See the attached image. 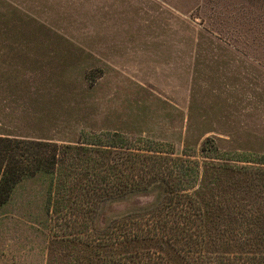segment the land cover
I'll return each mask as SVG.
<instances>
[{"label": "rangeland", "instance_id": "rangeland-1", "mask_svg": "<svg viewBox=\"0 0 264 264\" xmlns=\"http://www.w3.org/2000/svg\"><path fill=\"white\" fill-rule=\"evenodd\" d=\"M0 70V137L61 148L0 208V264H264V0H0ZM110 134L198 163L192 241L139 227L185 220L159 178L96 197Z\"/></svg>", "mask_w": 264, "mask_h": 264}, {"label": "trees", "instance_id": "trees-1", "mask_svg": "<svg viewBox=\"0 0 264 264\" xmlns=\"http://www.w3.org/2000/svg\"><path fill=\"white\" fill-rule=\"evenodd\" d=\"M111 138H117L120 142L110 143V171L101 170L92 176L96 197H123L142 190L150 180L159 178L166 184L165 194L171 197L168 207L170 210L176 208L180 213L178 215L185 220L157 225L147 220L140 223L128 219L124 226L140 223L139 227H147V232L156 235L170 232L178 237V241H192L197 232H200V224L192 219L193 216L196 217V212L200 214L201 211V207L194 201L195 192L192 190L199 176L198 163L173 158L172 153H169V157L159 156L157 154L162 152L157 151L156 154L144 153L124 144L118 134H110ZM118 149L125 151L115 153ZM60 151L57 144L0 137V208L9 201L20 182L40 174H53L60 161Z\"/></svg>", "mask_w": 264, "mask_h": 264}, {"label": "crops", "instance_id": "crops-1", "mask_svg": "<svg viewBox=\"0 0 264 264\" xmlns=\"http://www.w3.org/2000/svg\"><path fill=\"white\" fill-rule=\"evenodd\" d=\"M0 72H1V70H0ZM1 77L2 76H0V80H1ZM2 94H4V93H2L1 90H0V98H2ZM0 104H1V102H0Z\"/></svg>", "mask_w": 264, "mask_h": 264}]
</instances>
